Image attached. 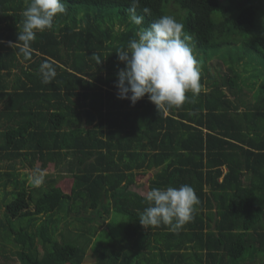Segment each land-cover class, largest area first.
Masks as SVG:
<instances>
[{
    "label": "trees",
    "instance_id": "16d2710c",
    "mask_svg": "<svg viewBox=\"0 0 264 264\" xmlns=\"http://www.w3.org/2000/svg\"><path fill=\"white\" fill-rule=\"evenodd\" d=\"M63 2L66 12L37 32L26 57L18 34L31 0H0V248L2 240L12 242L18 264H83L87 252L95 257L91 264H264V124L240 139L246 149L224 140L232 132L223 116L235 107L225 90L248 95L220 59L236 43L248 58H264V0H139L142 25L130 20L131 0ZM163 15L191 37L201 84L167 112L147 95L135 105L118 99L115 87L125 67L116 51ZM215 57L219 70L209 63ZM44 62L57 73L48 84L38 74ZM249 100L264 123V84ZM50 164L54 171L39 185L20 171ZM153 166L149 190L187 184L199 198L193 218L179 228L140 223L149 202L132 186ZM112 211L125 217L123 236L99 239L90 252L94 225ZM66 216L81 228L72 240L59 225Z\"/></svg>",
    "mask_w": 264,
    "mask_h": 264
},
{
    "label": "clouds",
    "instance_id": "9594fccd",
    "mask_svg": "<svg viewBox=\"0 0 264 264\" xmlns=\"http://www.w3.org/2000/svg\"><path fill=\"white\" fill-rule=\"evenodd\" d=\"M139 0H131L130 20L142 25L143 15L137 14ZM144 7L142 12L150 14ZM66 12L63 0H31L22 12L24 17L22 31L18 41L23 42L21 51L30 55L29 42L37 32L50 29L54 18ZM136 39H131L126 48L116 51L119 61L125 67L117 73V98L129 100L132 105L148 96L158 110L165 112L172 106H179L186 100V92L198 93L201 88L198 61L188 41L191 37L184 31V25L174 17L163 15L149 26L141 27ZM92 58L96 64L102 59L96 53ZM39 76L42 83H50L57 75L52 63L40 65ZM45 173L40 170L32 178L39 185L43 183ZM149 206L140 213L143 226L170 224L179 228L193 218L195 206L199 204L195 190L187 184L179 188L153 187L146 193Z\"/></svg>",
    "mask_w": 264,
    "mask_h": 264
},
{
    "label": "rangeland",
    "instance_id": "374dc122",
    "mask_svg": "<svg viewBox=\"0 0 264 264\" xmlns=\"http://www.w3.org/2000/svg\"><path fill=\"white\" fill-rule=\"evenodd\" d=\"M254 25H257L256 23H254ZM254 32H258V26H256L253 30ZM237 45V49L232 48V55H228V48H225V50L222 51L223 55L222 57H220V59L223 61V59H226L223 62L224 65H222L221 70H223V72H228V69L231 70L233 72V74L235 76L239 75V84L241 87H244V85L247 84L246 89L244 92H247V88L248 86H254L251 85V82H255V84H264V58H261V56L259 55H255L252 54L251 58L247 57V55H244V53H241L240 49H239V44L236 43ZM237 52L243 54L241 57H237ZM217 62V65H216ZM213 69L219 70L220 67H218V64H220V61L218 60L217 57H215L214 59H212L209 62ZM227 66L229 68H227ZM216 67V68H215ZM231 74V72H230ZM253 78V79H252ZM258 86V85H257ZM256 91V90H255ZM3 169L5 167V164H2ZM50 168L47 170L46 172H50L53 171V167L52 165H49ZM23 170V169H22ZM22 170H20L22 172ZM26 172V170H24ZM31 176L32 174L35 175V170H29L28 171ZM34 172V173H33ZM48 175V174H46ZM45 175V178L47 177ZM70 175L67 174L66 175V188H69L70 183L72 182V179H70ZM145 178L142 177L141 175L136 177V181L137 183L139 181H144ZM28 181H30V177L28 178ZM10 188V187H7ZM134 189H136V186H133ZM3 195V189L0 186V196ZM4 207L3 204L0 207V221H4ZM60 214H62V216H64V214L61 212ZM70 220V218H68L67 216L61 219L59 225L60 228H62L64 230V234L65 236H67L70 240H72L74 237H76V235L74 234V231H78V229L81 231V228L79 226V224L77 222H68V220ZM7 220V218H6ZM14 219H11L10 221L7 220V227L12 228L14 227L13 222ZM125 217L123 215L114 213L112 211V213L110 214V217L108 218V222H106L105 224V229L100 230L97 234H95L94 236H92V240L93 243L90 247V249L92 250V248L96 245V242L99 239H103V241H109L112 240V237L115 236L117 239L121 238L125 232ZM98 223H96L97 225ZM93 225V224H92ZM94 225V226H96ZM79 234H85L86 236H89V233L85 232V233H79ZM80 242H82L83 240L80 239ZM2 242H4V249L0 248V264H18L21 263V259L19 258V254L17 252V249L14 248L13 243L10 241H5L2 240ZM4 250V251H3ZM4 254L8 255V256H4ZM95 262V257L90 254L89 252H87V256L84 259L83 264H91Z\"/></svg>",
    "mask_w": 264,
    "mask_h": 264
},
{
    "label": "crops",
    "instance_id": "0c3cea01",
    "mask_svg": "<svg viewBox=\"0 0 264 264\" xmlns=\"http://www.w3.org/2000/svg\"><path fill=\"white\" fill-rule=\"evenodd\" d=\"M238 85H239L238 88H241L242 91H245L247 84L244 85V87H241L239 83H238ZM257 85L255 84L254 86H248V88H247L248 91L243 93V94H247L248 96H244V97L238 96V94L230 95L228 93V91L225 90V92L229 95L230 99L235 101V107H233V108L231 107L232 109H228L227 111H229L228 112L229 114H226L223 116L224 128L226 130H228L229 132H232V133H230V135L225 136L224 140H227L231 143H234L240 147H244L245 149L247 148V146L240 139L253 135L254 134L253 129L257 128V126L261 127L264 124L256 116H253V114L255 113L254 107L250 106V103L248 104V106H246V103L248 102L250 97L255 92ZM183 121L185 122V120H183ZM193 124H194V126H198V123L197 124L193 123ZM202 127H204V125H202ZM203 131L206 132V129L203 128ZM213 133H215V132H213ZM233 135H235V136H233ZM255 142H259V141L255 140ZM189 143H190V141L187 144H189ZM257 148H260V147L255 146L254 148H252V152L257 153V151H258ZM228 151H232V149H229ZM239 153L242 155L241 151ZM242 158H243V156H242ZM50 165H52V167H53V164H50ZM49 168H50V166H48L46 169L48 170ZM46 169H44V170L41 169L45 173V175L48 174V172H46ZM24 170H26L27 173H29L28 172L29 170H31V171L35 170V173L33 172L34 174H37V172L40 171V170L34 168V169H23L22 172H25ZM222 170H223V173L226 172L227 168L225 165L222 166ZM53 171H54V169H53ZM156 171H158V167H155V166L148 168V169L141 170L136 175V177L141 175L142 177L145 178V180L139 181L138 183H137V181H135L136 182V184H135L136 189L133 188L134 185L132 186V188L134 190H138L142 194L146 195V193L149 191L150 181L154 177ZM51 172L52 171H50L49 173H51ZM29 177H30V181H31V180H33L32 178L34 177V175L32 174V176H31L30 174H28V178ZM221 178H222V176H220L219 180H221ZM44 179H48V178H44ZM106 222H108V220H105V223H103V224H97L96 225L98 228L97 232L106 228L105 227ZM132 245H133V243L128 245V250H127L128 252L132 249ZM88 248H89V251L91 252L90 247H88Z\"/></svg>",
    "mask_w": 264,
    "mask_h": 264
}]
</instances>
